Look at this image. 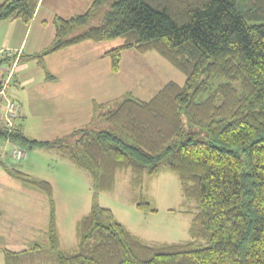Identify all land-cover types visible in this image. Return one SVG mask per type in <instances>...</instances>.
Masks as SVG:
<instances>
[{
  "label": "trees",
  "instance_id": "obj_1",
  "mask_svg": "<svg viewBox=\"0 0 264 264\" xmlns=\"http://www.w3.org/2000/svg\"><path fill=\"white\" fill-rule=\"evenodd\" d=\"M39 2L4 0L0 24L28 25ZM54 23L51 45L22 53L18 65L34 60L45 68L54 52L121 38L102 54L113 73L126 49L155 50L185 74V83L169 81L148 100L130 92L93 100L89 122L71 132V143L30 137L22 122L14 130L0 124V143L55 148L90 172L95 195L114 188L118 171L130 170L140 189L134 201L145 212L156 208L143 191L144 177L166 167L197 209L189 240L148 243L94 197L69 251L60 243L51 182L9 166L0 150L8 174L48 197L54 264H264V0H93L84 12L56 16ZM15 57H0V79ZM45 78L56 80L52 73ZM40 250L38 243L4 249L5 264H28Z\"/></svg>",
  "mask_w": 264,
  "mask_h": 264
},
{
  "label": "rangeland",
  "instance_id": "obj_2",
  "mask_svg": "<svg viewBox=\"0 0 264 264\" xmlns=\"http://www.w3.org/2000/svg\"><path fill=\"white\" fill-rule=\"evenodd\" d=\"M5 24L7 21L0 24V32ZM122 43L123 39L117 38L102 41L95 48L82 45L55 55L48 63L49 55L45 68L34 60L20 64L16 70L20 84L12 85L11 93L21 105L24 132L42 140L61 136L71 143L75 138L71 132L89 122L94 97L105 102L130 92L148 100L169 81L185 83V74L157 51L139 53L134 48L123 52L118 73H113L109 58L76 73L78 64ZM51 73L64 76L61 86L56 85L55 89L47 87L45 77ZM83 77L85 81L81 85L78 79ZM14 146L18 145L10 144L9 153L0 147L6 163L34 178L48 180L53 186L57 230L64 249L76 248L78 220L90 210L94 197L148 243H172L191 238L190 227L197 209L184 200L178 175L166 167L157 175L144 177L143 191L156 208V211L145 212L138 209L134 201L140 189L131 183L130 170L118 171L114 188L95 195L90 172L55 148L22 147L27 152L26 157L15 160L11 156ZM50 212L49 200L43 191L12 177L0 165V264H5L4 249L24 250L36 243L42 246V251L34 254L28 264H54L49 255L47 233Z\"/></svg>",
  "mask_w": 264,
  "mask_h": 264
},
{
  "label": "crops",
  "instance_id": "obj_3",
  "mask_svg": "<svg viewBox=\"0 0 264 264\" xmlns=\"http://www.w3.org/2000/svg\"><path fill=\"white\" fill-rule=\"evenodd\" d=\"M4 0H0V4ZM93 0H40L39 5L37 6L36 12L31 20V22L26 25L19 19L7 20V24L4 26V30L0 32V49L1 48H12L13 50H22V53L31 54L35 52H39L48 46L51 45L55 38L56 28H55V17H70L72 15L82 13L90 6ZM6 22V21H3ZM101 42H83L77 45L71 46L67 49L54 52L48 56V63L52 57L55 55H62L61 53H66L70 49H74L76 47H80L85 45V47L95 48L96 45H99ZM99 51L96 57L90 58L89 60L80 63L75 67L76 73L78 70H85L89 68V66H93L98 63L99 60L103 61L105 58L102 57V54L105 52ZM100 64V63H98ZM19 66V65H18ZM71 70V69H70ZM72 75H70L71 77ZM63 75L60 77L56 76V80L46 81L47 87H51L52 89L57 88L56 85L61 86L63 83ZM68 80V79H66ZM81 85H83L85 78L78 79ZM20 84L19 77H17L18 86ZM105 91V88L102 89ZM98 100V98L94 97L93 100ZM21 107V105H20ZM86 108H88V104H86ZM21 109V108H20ZM89 116V114H88ZM92 114L90 115L91 118ZM23 117L18 118V123L22 122ZM28 135V134H27ZM11 143L3 142L0 144V147L5 148L6 153H9L8 147ZM5 154V153H4ZM12 156V155H11Z\"/></svg>",
  "mask_w": 264,
  "mask_h": 264
},
{
  "label": "built area",
  "instance_id": "obj_4",
  "mask_svg": "<svg viewBox=\"0 0 264 264\" xmlns=\"http://www.w3.org/2000/svg\"><path fill=\"white\" fill-rule=\"evenodd\" d=\"M14 54L16 57L12 66L6 70L5 75L0 79V124L6 126L9 130L15 129L18 118L20 117V103L12 95L11 87L17 80L16 70L18 68V61L22 54V50H13L8 47L0 49V57L4 55L12 56ZM4 142L11 143L12 141L7 139ZM5 151L6 150L4 149L3 152ZM11 155L15 160H21L26 157L27 152L20 146H14L11 150Z\"/></svg>",
  "mask_w": 264,
  "mask_h": 264
}]
</instances>
